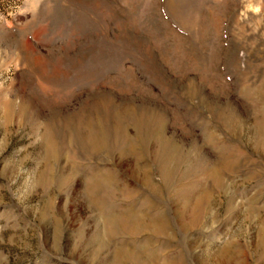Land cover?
<instances>
[{
    "label": "rangeland",
    "instance_id": "374dc122",
    "mask_svg": "<svg viewBox=\"0 0 264 264\" xmlns=\"http://www.w3.org/2000/svg\"><path fill=\"white\" fill-rule=\"evenodd\" d=\"M0 264H264V0H0Z\"/></svg>",
    "mask_w": 264,
    "mask_h": 264
}]
</instances>
